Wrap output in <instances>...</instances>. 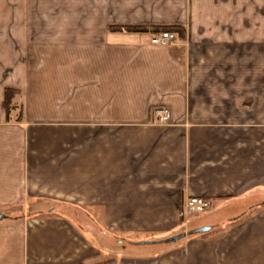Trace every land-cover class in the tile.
<instances>
[{
  "label": "crops",
  "instance_id": "0c3cea01",
  "mask_svg": "<svg viewBox=\"0 0 264 264\" xmlns=\"http://www.w3.org/2000/svg\"><path fill=\"white\" fill-rule=\"evenodd\" d=\"M0 2V264H264V0Z\"/></svg>",
  "mask_w": 264,
  "mask_h": 264
},
{
  "label": "built area",
  "instance_id": "2783aa9c",
  "mask_svg": "<svg viewBox=\"0 0 264 264\" xmlns=\"http://www.w3.org/2000/svg\"><path fill=\"white\" fill-rule=\"evenodd\" d=\"M178 36L174 33L161 32L154 34L151 43L157 46H171L177 41ZM171 112L168 109H158L154 113L157 123L166 124L171 119ZM211 207V202L203 197H191L186 201L179 211L180 219H188L194 215L206 213Z\"/></svg>",
  "mask_w": 264,
  "mask_h": 264
},
{
  "label": "trees",
  "instance_id": "16d2710c",
  "mask_svg": "<svg viewBox=\"0 0 264 264\" xmlns=\"http://www.w3.org/2000/svg\"><path fill=\"white\" fill-rule=\"evenodd\" d=\"M112 31H127V32H140V33H153L158 34L161 32H169L178 35L181 40L186 38V30L179 26H164V27H151V26H142V27H132V26H118L110 27ZM18 97V92L13 89H7L5 92V102L4 107L9 118V115L12 110L16 108L14 103L15 99ZM19 122H22V113L19 118Z\"/></svg>",
  "mask_w": 264,
  "mask_h": 264
},
{
  "label": "rangeland",
  "instance_id": "374dc122",
  "mask_svg": "<svg viewBox=\"0 0 264 264\" xmlns=\"http://www.w3.org/2000/svg\"><path fill=\"white\" fill-rule=\"evenodd\" d=\"M9 7L6 5V3L4 2H0V26H2L3 24H11L12 22V17L10 15V12H8ZM6 16V17H5ZM10 218H14V217H10ZM178 234H176L177 236ZM173 236H158L157 238H162L163 240H168L171 239ZM156 247V246H155Z\"/></svg>",
  "mask_w": 264,
  "mask_h": 264
},
{
  "label": "water",
  "instance_id": "95a60500",
  "mask_svg": "<svg viewBox=\"0 0 264 264\" xmlns=\"http://www.w3.org/2000/svg\"><path fill=\"white\" fill-rule=\"evenodd\" d=\"M5 219H6V216L0 214V222H1V221H4ZM201 232H203V231H201ZM181 238H182V236H179V237H173V238L169 239L167 242H168V243L176 242V241H178V240L181 239Z\"/></svg>",
  "mask_w": 264,
  "mask_h": 264
}]
</instances>
